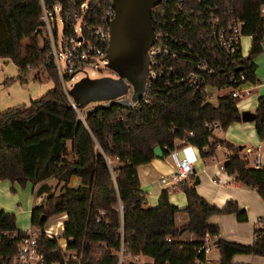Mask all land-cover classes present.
<instances>
[{"label":"trees","instance_id":"obj_1","mask_svg":"<svg viewBox=\"0 0 264 264\" xmlns=\"http://www.w3.org/2000/svg\"><path fill=\"white\" fill-rule=\"evenodd\" d=\"M224 2L232 4L245 21L244 36H252L240 70L245 81L255 83L254 60L263 50L257 4L254 0ZM39 15L38 0H0V59L16 66L19 81H25L27 74L34 71V80L45 76L53 83L51 89L28 105L0 110V180L21 187L31 183L37 188V196L45 194L44 201L31 211V226L42 229L49 218L66 214L62 238L75 256L66 260L68 264H118L121 246L125 256L121 264H207L199 248L206 234L220 233L208 217L233 214L237 221L246 222L245 209L234 201L223 207L210 204L186 180L177 184L186 196L185 208L169 203L168 189L161 191L157 206L151 207L140 188L137 166L155 158L156 146L167 156L177 141L184 140L206 158L221 145L230 152L224 171L254 189L264 201L263 168L251 167L240 155L243 146L218 139L205 126L217 122L225 130L241 122L237 99L226 94L212 104L197 91L175 88L151 97L137 109L112 104L108 108L88 105L75 110L61 89L47 41L41 42L34 32L40 24ZM255 114V128L264 141V96L258 98ZM190 132L193 135L189 137ZM74 176L80 178L81 184L71 188L68 183ZM49 179L62 183L58 194L46 193ZM178 212L188 218L180 227L175 224ZM259 224L250 245L217 239L219 264H232L235 255L264 257V218ZM186 233L195 240L183 241L181 237ZM22 237L15 215L0 211V260L14 256ZM37 244L46 264L64 262L66 254L58 248L57 240L40 236ZM134 256L149 257L152 263L129 259Z\"/></svg>","mask_w":264,"mask_h":264},{"label":"built area","instance_id":"obj_2","mask_svg":"<svg viewBox=\"0 0 264 264\" xmlns=\"http://www.w3.org/2000/svg\"><path fill=\"white\" fill-rule=\"evenodd\" d=\"M38 1L40 24L34 32L41 40L47 41L61 89L77 110L66 86L68 81L79 76L80 79L117 77L107 67L109 29L115 16L113 0ZM254 1L262 22L263 41L260 44L263 47L264 0ZM160 3L151 10L154 41L148 49V75L143 96L132 103L133 89L127 84V92L115 101L129 102L130 108L137 109L162 91L178 88L193 93L197 91L209 102L215 97L217 101L220 96L231 95L237 99L236 107L240 109L241 101L248 94V89L243 88L248 81L240 70L247 57L242 53L241 45L245 21L236 14L232 4L224 0H162ZM58 24L61 25L60 30ZM248 37L252 45V36ZM106 71L110 74H105ZM78 116L81 118V114ZM205 126L213 132L222 130L217 122L206 123ZM192 135V132L188 134L189 137ZM169 156L174 163V183L192 182L194 169L191 161L174 150L169 152ZM217 166L224 170L223 164ZM253 166L261 168L257 154L253 158ZM43 201L44 194L37 196L36 205ZM65 219L66 214H60L49 228L35 229L31 226L22 231L23 237L16 253L10 259H1L0 264H46L37 244L40 236L57 240L58 248L66 254L63 263L55 261L52 264H68L66 260L70 257L75 259V256L67 250V242L62 238ZM14 236L15 233L10 235L11 238ZM217 239V235L206 234L199 250L206 255ZM118 256V264L123 263L122 246ZM129 259L138 262V256Z\"/></svg>","mask_w":264,"mask_h":264},{"label":"crops","instance_id":"obj_3","mask_svg":"<svg viewBox=\"0 0 264 264\" xmlns=\"http://www.w3.org/2000/svg\"><path fill=\"white\" fill-rule=\"evenodd\" d=\"M254 65L257 81L255 83L247 82L243 86V88L248 89V94L240 103V112L250 111L255 113L258 106V98L264 96L263 50L261 55L254 60ZM214 133L218 139H224L236 146H243L244 149L240 155L249 161L251 167L253 166L254 155H259L261 168L264 170V141L259 138L254 121L234 122L225 130ZM173 150L191 161L194 169L192 183L195 181L196 176L199 179L197 185H192L196 188L199 196L218 207H223L228 201H234L239 207L245 209L247 213L246 222L237 221L233 214H218L208 217V222L218 226L220 229L217 238L243 245L252 244L254 229L260 226L259 221L264 218V201L254 189L242 185L234 176H230L224 170L218 169L217 165L224 164L227 160L230 154L229 150L224 146L218 145L212 156L202 158L198 149L184 140L177 141ZM173 168L174 163L169 154L164 156L163 159L155 156L150 162L137 166L140 188L145 192L149 206H157L161 191L168 189L169 203L179 209L186 207V196L174 183ZM213 180H216V182ZM80 184V178L74 176L70 178L68 186L76 188ZM46 185L49 188L51 187L52 191L54 190L53 192L57 194L62 187V183L59 184L55 179L47 180ZM28 188L30 189L29 197L27 195L24 196L17 183H12L9 180H0V211L14 214L16 228L20 231L31 227V211L37 200L34 197L35 188H33L31 183H29ZM187 221L188 218L185 213L178 212L175 215L177 227L184 225ZM181 239L186 242L195 240V237L186 233ZM205 256L207 264H219L220 253L215 244ZM138 262L152 263V259L138 256ZM232 264H264V257L235 255L232 259Z\"/></svg>","mask_w":264,"mask_h":264},{"label":"water","instance_id":"obj_4","mask_svg":"<svg viewBox=\"0 0 264 264\" xmlns=\"http://www.w3.org/2000/svg\"><path fill=\"white\" fill-rule=\"evenodd\" d=\"M161 1L113 0L115 16L109 29L107 67L117 77L82 78L75 82L69 94L78 109L91 103H98L101 108H108L112 104L130 108L129 102L115 101L127 92V84L133 89L132 103L142 98L148 75V49L154 41L151 10ZM240 116L243 122H253L256 119V114L250 111H241ZM153 153L160 159L165 156L160 146L154 147ZM198 180L196 176L192 184L197 185Z\"/></svg>","mask_w":264,"mask_h":264},{"label":"rangeland","instance_id":"obj_5","mask_svg":"<svg viewBox=\"0 0 264 264\" xmlns=\"http://www.w3.org/2000/svg\"><path fill=\"white\" fill-rule=\"evenodd\" d=\"M59 30L61 29V25L58 24ZM25 42V41H24ZM42 42V40H41ZM40 42V43H41ZM251 44V39L248 36H244L241 39L242 45V53L246 55L249 52ZM264 51V46H263ZM105 74H110L109 71H106ZM35 72L31 71V73L27 74L25 77V81H19L17 79V68L10 60H1L0 59V110L6 111L12 108H15L20 105H28L30 101L39 98L41 95L46 93L49 89L53 87V83L47 77H40L39 80H34ZM100 77V76H94ZM78 78L68 81L66 86L70 90L72 85L80 79ZM219 93V92H218ZM212 104H216V97L212 98ZM98 103H91L89 106H95ZM21 192H23L24 196L30 195L29 183H27L24 187H21L18 184ZM37 188H35L36 193ZM46 193H52V188L46 187ZM34 193L35 199H37V195ZM25 198V197H24ZM57 215L49 218L45 224L46 227L49 228V225L54 224L56 221Z\"/></svg>","mask_w":264,"mask_h":264}]
</instances>
